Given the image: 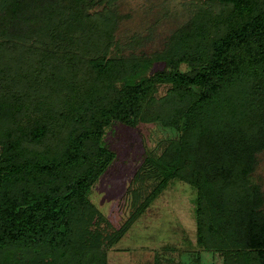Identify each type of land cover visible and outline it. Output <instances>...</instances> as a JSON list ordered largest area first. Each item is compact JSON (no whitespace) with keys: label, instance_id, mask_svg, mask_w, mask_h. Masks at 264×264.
<instances>
[{"label":"trees","instance_id":"trees-1","mask_svg":"<svg viewBox=\"0 0 264 264\" xmlns=\"http://www.w3.org/2000/svg\"><path fill=\"white\" fill-rule=\"evenodd\" d=\"M96 1L0 0V264H109L176 180L197 191L200 250L191 263L208 253L223 264H264V195L251 181L264 153V0H207L188 36L178 29L193 52L172 38V56L154 59L171 70L153 79L143 69L127 78V62L104 55L115 21L91 9L112 0ZM202 14L212 24L200 34ZM156 83L171 86L162 99ZM114 121L174 134L146 159L161 179L156 192L105 234L88 193L115 158L102 146Z\"/></svg>","mask_w":264,"mask_h":264},{"label":"rangeland","instance_id":"rangeland-1","mask_svg":"<svg viewBox=\"0 0 264 264\" xmlns=\"http://www.w3.org/2000/svg\"><path fill=\"white\" fill-rule=\"evenodd\" d=\"M100 1L103 0L96 3ZM207 6V0H112V4H95L91 13H107V10L112 13L115 23L108 43L110 47H105L104 55L127 62L121 75L132 78L143 69L145 77L153 79L158 73L171 70L166 60L154 59L166 53L172 56L168 51L172 38L177 37L176 43L182 42L184 55L189 57L188 51L193 52L194 48L188 46V24ZM213 9L218 12L219 6ZM204 16L200 15L201 21L197 20L200 34L212 24L203 19ZM180 27L185 28L183 32L187 36L179 34ZM188 68L185 63L180 66L182 72ZM122 85L123 81H116L117 87ZM170 87L156 83L154 97L162 99ZM173 134L160 123L141 121L135 126L114 121L104 129L102 146L114 152L115 158L90 188L88 198L102 215L105 234L120 230L141 208L140 204L156 192L161 179L153 172L154 168L147 165L146 159L149 155L160 156L163 149L158 148ZM251 181L264 195V153L260 155ZM196 198L197 191L189 183L170 182L109 252V264H194L191 252L200 250ZM203 254V264H223L219 255Z\"/></svg>","mask_w":264,"mask_h":264}]
</instances>
